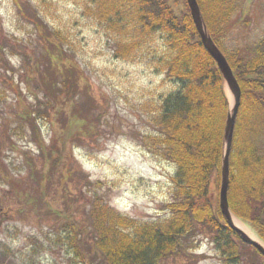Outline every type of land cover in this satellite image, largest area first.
Wrapping results in <instances>:
<instances>
[{"label":"rangeland","instance_id":"1","mask_svg":"<svg viewBox=\"0 0 264 264\" xmlns=\"http://www.w3.org/2000/svg\"><path fill=\"white\" fill-rule=\"evenodd\" d=\"M227 1L252 13L224 36L225 48L252 50L264 39V0ZM99 2L0 0V264H84L69 240L72 224L90 264H108L94 247L98 201L139 221L170 215L176 165L143 141L155 131L152 104L173 88L154 61L165 43L156 35L121 57L123 33ZM71 62L80 74L76 96L59 99L60 82L74 76ZM46 74L56 77L49 91ZM258 135L264 145V125ZM211 194L220 195L215 180ZM236 242L239 258L229 260L200 225L166 264L264 263Z\"/></svg>","mask_w":264,"mask_h":264},{"label":"trees","instance_id":"2","mask_svg":"<svg viewBox=\"0 0 264 264\" xmlns=\"http://www.w3.org/2000/svg\"><path fill=\"white\" fill-rule=\"evenodd\" d=\"M198 2L210 35L226 55L242 89L230 153V209L254 225L264 240V145L258 135L264 125V39L252 50L227 51L224 36L252 9L235 10L227 0ZM99 4L104 9V20L123 33L117 49L121 57L132 58L136 51L150 46L156 35L165 43L166 52L154 61L166 71L173 88L152 104L155 131L144 136L143 141L177 169L172 176L174 197L168 204L171 212L164 219L139 221L107 203H96L92 223L96 256L108 264H166L170 255L183 250L185 238L202 225L214 233L218 249L229 260L238 259L236 241L246 242L228 225L219 195L215 199L211 194L214 180L218 189L221 185L231 101L222 72L203 44L188 1L100 0ZM248 19L244 16V21ZM51 64L49 70L54 65ZM70 64L76 68L74 76L60 82L59 99L76 96L80 74L77 65ZM63 70L67 71V67ZM47 77L50 82L45 86L49 91L56 77ZM71 229L72 249L84 264H90L73 224ZM248 245L264 262L262 253Z\"/></svg>","mask_w":264,"mask_h":264},{"label":"water","instance_id":"3","mask_svg":"<svg viewBox=\"0 0 264 264\" xmlns=\"http://www.w3.org/2000/svg\"><path fill=\"white\" fill-rule=\"evenodd\" d=\"M193 20L196 24L198 32L201 36L204 46L209 51V53L216 60L222 75L224 77L227 88L232 94V106L229 111V115L225 127V154L222 163V179L220 187V208L228 223V225L235 230L243 239L244 242L253 245L258 249L264 256V244L259 240L253 238L249 233H247L243 228L236 225L233 220V212L229 205V186H230V153L232 150L234 131L237 121V115L241 105L242 99V89L238 82V79L234 73L232 66L230 65L226 55L222 52L219 46L216 44L214 39L209 33L207 25L205 23L202 10L198 0H187Z\"/></svg>","mask_w":264,"mask_h":264},{"label":"bare ground","instance_id":"4","mask_svg":"<svg viewBox=\"0 0 264 264\" xmlns=\"http://www.w3.org/2000/svg\"><path fill=\"white\" fill-rule=\"evenodd\" d=\"M231 96V103H232V95L230 93ZM233 220L235 222L236 225L240 226L241 228H243L247 233H249L253 238H255L256 240H259L260 242L264 243L254 232H252L245 224L242 220H240L236 215L233 214Z\"/></svg>","mask_w":264,"mask_h":264}]
</instances>
